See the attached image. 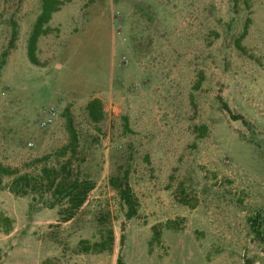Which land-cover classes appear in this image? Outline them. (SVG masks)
Segmentation results:
<instances>
[{"label":"rangeland","instance_id":"rangeland-1","mask_svg":"<svg viewBox=\"0 0 264 264\" xmlns=\"http://www.w3.org/2000/svg\"><path fill=\"white\" fill-rule=\"evenodd\" d=\"M55 1L0 0V163L92 188L3 177L0 264H264V0Z\"/></svg>","mask_w":264,"mask_h":264},{"label":"trees","instance_id":"trees-1","mask_svg":"<svg viewBox=\"0 0 264 264\" xmlns=\"http://www.w3.org/2000/svg\"><path fill=\"white\" fill-rule=\"evenodd\" d=\"M53 4H56L55 0H41V13L37 19V25L38 28L47 23V21L50 18V15L52 12L55 11V8L53 7ZM14 38H15V32L12 33V39L10 40V46H13L14 44ZM34 43V38H32V43ZM5 56V54H4ZM32 62H34L33 57L30 58ZM92 107L99 108L98 101H93L89 104L88 108L91 109ZM101 111H99L100 115ZM101 116V115H100ZM243 120V119H242ZM245 125H248L247 122L243 121ZM69 130L73 134V140L75 141L76 138L74 136V132L71 128V125H69ZM18 172L16 170H12L8 167L3 166L0 163V185H1V179L3 177L12 178L11 182V191L12 193L16 195H22L25 196L28 194V191L26 188L30 189L31 182H34L36 185L39 184L41 187L43 186V183H45L46 190H52V196L59 197V201L57 203H61L62 201L66 202V205L68 207V214L64 218L65 222L69 221L73 215L74 212L77 211L85 202L86 197L89 193V191L92 188V184L89 182H79L78 179H73L67 181L66 179H59V174L57 171L49 170V169H41L40 173L35 179H32L31 177L27 175H17ZM50 174H53V176H50ZM121 181L120 187H118V183ZM110 183L114 188H119V193L122 201L128 208L127 211V218H131L135 215V198L133 197V194L131 192L130 187L128 186L127 182V174L125 173L122 178L119 177H112L110 179ZM56 206V203L50 202L48 203L47 207L49 209H52ZM118 264H121V261L118 260Z\"/></svg>","mask_w":264,"mask_h":264},{"label":"built area","instance_id":"built-area-1","mask_svg":"<svg viewBox=\"0 0 264 264\" xmlns=\"http://www.w3.org/2000/svg\"><path fill=\"white\" fill-rule=\"evenodd\" d=\"M55 118V111L54 109H50L46 115V117L41 121L40 126L42 128H46L49 125L52 124L53 120Z\"/></svg>","mask_w":264,"mask_h":264}]
</instances>
